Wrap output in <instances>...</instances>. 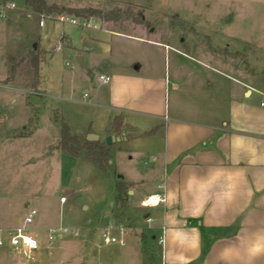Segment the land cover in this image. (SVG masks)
Returning a JSON list of instances; mask_svg holds the SVG:
<instances>
[{"label":"crops","instance_id":"obj_1","mask_svg":"<svg viewBox=\"0 0 264 264\" xmlns=\"http://www.w3.org/2000/svg\"><path fill=\"white\" fill-rule=\"evenodd\" d=\"M5 3L16 7L0 16V80L19 84L18 72L10 80L9 65L19 66L31 53L39 56V63L43 57L50 62L53 55L46 47L52 39L62 41L71 51L89 54L99 76H109L111 81L99 82L92 95L85 92L78 99H64L74 105V120L66 116L69 109L57 111L75 136L87 138L94 134L98 142L105 143L108 136L115 138L111 145L106 144L113 164L116 152L129 153L131 162L143 153L151 154V161L145 162L150 168L138 179L119 173L131 185L129 202L136 191H141L142 209H147L141 205L146 197L160 192L166 196L164 204L144 214V225L135 228L140 233L123 225L129 237L141 246L137 264H151L144 245L147 238L157 243L163 228L165 245L159 264H264V92L227 72L230 64L212 53L214 60L206 61L170 43L102 25L78 29L79 49L70 35L55 32L54 23L41 28L39 18L24 0H0V6ZM104 35H108V41ZM114 35L152 47L151 69L143 70L140 61L111 66L108 60ZM158 53L166 58L164 73L153 71ZM86 71L91 72L88 68ZM89 78L96 79V75L91 77L89 73ZM39 81L36 88L25 89L35 98L48 100L46 91H37ZM71 93L75 94V89ZM167 97H171V106H167ZM117 117L122 118L120 124ZM114 196L115 200V181ZM110 216L115 224H122ZM22 221L0 216V227L16 228ZM104 227H98L96 240L87 232L79 242L85 264H117L127 258L128 254H121L119 249L100 244L99 231ZM50 228L39 232L46 233ZM96 244H100L98 252H94ZM13 254L8 247L0 249V264H6ZM37 261L23 259L27 264Z\"/></svg>","mask_w":264,"mask_h":264},{"label":"rangeland","instance_id":"obj_2","mask_svg":"<svg viewBox=\"0 0 264 264\" xmlns=\"http://www.w3.org/2000/svg\"><path fill=\"white\" fill-rule=\"evenodd\" d=\"M50 3L70 9H103L105 14L121 13L118 20L98 19L100 22L95 23L120 33L170 43L206 61L214 60L212 53L230 64L227 72L264 92V0H51ZM62 15L80 19L68 13ZM48 22L52 21L46 20ZM54 24L57 34L70 35L74 45L81 48L78 29L82 28L68 22L55 21ZM104 36L108 39V35ZM110 43L108 61L111 66L140 61L143 70L151 69L152 47L149 45L120 35H114ZM54 46H59L60 50L53 52ZM46 50L53 58L46 62L43 57L39 63L41 86L36 90L46 91L48 100L35 98L26 91L34 86L29 56L16 67L19 84L0 80L7 85L0 88V216L10 221L17 217L23 219V223L28 209L34 208L38 216L33 231L59 225L78 230L80 238H59L53 242L45 241V233L40 232L45 242L39 255H44L35 264H85L86 259L81 256L83 250L78 246L85 233H91L92 240H96L98 227L106 223L115 225L110 215L115 222L123 221L118 225L126 223L140 233L135 228L144 225L145 213L153 211L139 206L141 191H136L130 202L128 196L122 206L117 198L114 200L113 175L99 173L83 157L76 161L58 149L61 128L56 120L62 115L57 109H69L66 116L74 120V105H68L64 99H78L85 92L92 95L101 81L98 70L90 63L89 54L71 51L62 41L53 39ZM79 54L83 55L84 63L91 70L89 73H94L96 79L89 78V73L81 68L77 60ZM156 58L153 71L164 73V54L158 53ZM10 68L11 65L9 73ZM73 89L75 94L71 93ZM166 103L171 106V97H167ZM118 118L116 121L120 124L122 118ZM114 159L117 172L128 179H138L151 166L145 164L151 161V154L147 152L135 158V162L130 161L127 152L114 153ZM61 197L66 198L63 205L59 201ZM113 234L122 238L125 246L111 245L110 248L128 254L117 264L140 263L138 241L130 238L127 232L120 235L118 230H113ZM147 240L144 246L150 254L148 261L159 264L162 247ZM100 244H96L94 252H98ZM9 257L6 264H27L15 254Z\"/></svg>","mask_w":264,"mask_h":264},{"label":"built area","instance_id":"obj_3","mask_svg":"<svg viewBox=\"0 0 264 264\" xmlns=\"http://www.w3.org/2000/svg\"><path fill=\"white\" fill-rule=\"evenodd\" d=\"M16 6L13 3H5L0 6V16L4 17L8 9H14ZM46 20L58 21L60 23H70L72 25L78 26L82 29H97L98 25L95 23V18H70L58 16L47 17L41 16L39 21V26L44 28L46 26ZM54 51H59V46H54ZM99 80L105 84L111 81V78L106 75L99 76ZM4 85L0 82V88ZM87 94L83 96L86 98ZM264 106V104H262ZM163 188V186H160ZM60 204L66 203V198H60ZM166 202V196L164 193H156L146 197L141 205L144 208H157ZM38 216V211L34 208H29L27 215L24 218L22 225L16 228L3 229L0 227V249L9 248L13 253L21 256L27 262H35L38 259L39 253L42 251L44 242H53L59 238L77 239L80 238V232L76 229H71L65 226H57L46 230L45 241L40 235V232L32 230L35 225L36 218ZM151 221V219H148ZM113 230H118L119 234L122 235L126 232V227L118 224H108L102 229L101 233V243L104 245H120L124 246L125 241L122 238H118L117 235L113 234ZM158 245L164 247L165 245V228L162 229V234L158 237Z\"/></svg>","mask_w":264,"mask_h":264},{"label":"trees","instance_id":"obj_4","mask_svg":"<svg viewBox=\"0 0 264 264\" xmlns=\"http://www.w3.org/2000/svg\"><path fill=\"white\" fill-rule=\"evenodd\" d=\"M8 1V0H3ZM25 6L30 9L40 19L41 16L53 17L60 16L63 13L75 15L80 18H95L104 19L107 21L118 20L121 13L105 14L103 9L95 8H80L70 9L59 7L56 4L50 3L51 0H24ZM143 19V18H142ZM137 21V20H135ZM144 21V20H143ZM138 23V22H137ZM30 66L33 71V88L37 87L39 81V56L37 54H30ZM16 65L10 68V80L14 78L16 73ZM8 80V81H10ZM60 124L61 134L58 149L64 154L73 158L83 157L93 165H95L101 172L113 175L115 177V191L116 198L121 205L126 204L128 191L131 185L126 183L122 176L117 172L110 153V148L105 142H91L86 137L75 136L71 133L69 125L61 117L56 120Z\"/></svg>","mask_w":264,"mask_h":264},{"label":"water","instance_id":"obj_5","mask_svg":"<svg viewBox=\"0 0 264 264\" xmlns=\"http://www.w3.org/2000/svg\"><path fill=\"white\" fill-rule=\"evenodd\" d=\"M77 60H78V62H79V64H80L81 68H83V69L86 70L87 67H86V65H85V63H84V61H83V58H82V57H78ZM91 77H92V74H91ZM98 139H99L98 136H96V135H94V134H90V135L87 136V140H88V141H91V142H95V141H97ZM114 141H116V139L113 138L112 136H108V137L106 138V144H107V145H111Z\"/></svg>","mask_w":264,"mask_h":264}]
</instances>
